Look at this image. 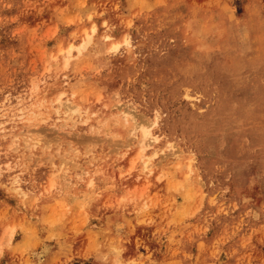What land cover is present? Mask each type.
<instances>
[{
	"label": "rangeland",
	"instance_id": "1",
	"mask_svg": "<svg viewBox=\"0 0 264 264\" xmlns=\"http://www.w3.org/2000/svg\"><path fill=\"white\" fill-rule=\"evenodd\" d=\"M0 264H264V0H0Z\"/></svg>",
	"mask_w": 264,
	"mask_h": 264
},
{
	"label": "bare ground",
	"instance_id": "2",
	"mask_svg": "<svg viewBox=\"0 0 264 264\" xmlns=\"http://www.w3.org/2000/svg\"><path fill=\"white\" fill-rule=\"evenodd\" d=\"M67 52H69V49H68ZM138 126L141 128L142 133H143L142 134V138H143L142 140H143V142L141 144V147L144 148L146 146V142H144V141H145V138H147L149 136V131H148V129L146 130V127H144L143 125H138Z\"/></svg>",
	"mask_w": 264,
	"mask_h": 264
}]
</instances>
